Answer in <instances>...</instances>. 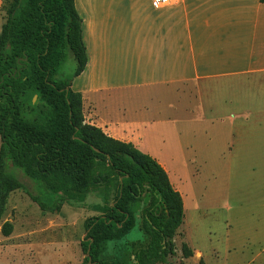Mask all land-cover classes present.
Wrapping results in <instances>:
<instances>
[{
	"label": "crops",
	"instance_id": "crops-1",
	"mask_svg": "<svg viewBox=\"0 0 264 264\" xmlns=\"http://www.w3.org/2000/svg\"><path fill=\"white\" fill-rule=\"evenodd\" d=\"M153 1L75 0L82 18L87 61L71 88L81 94L85 121L115 139L132 143L170 175L171 167L160 153L182 163L177 155L183 145L178 134L163 129L169 124L177 128L174 124L179 122L180 100L186 101V123L218 124L205 134L208 144L222 143V149L229 152L237 145L238 154L251 157L249 165L238 163L241 177L244 181L249 177L251 183L248 190L244 189L250 195L245 196L238 214L248 223L249 233L263 234L256 253L264 264V93L260 101L252 94L250 99L238 98L245 107L226 117L229 133L223 130L227 126L221 125L224 121L217 113L216 101L196 100L194 95V91L202 94L211 83L237 78L252 81L264 91V2ZM2 4L0 0V12ZM3 22L0 17V30ZM196 136L193 130L191 137ZM154 139H158L157 144ZM160 147L164 151L157 149ZM199 151L196 142L189 144L188 152ZM192 159L190 163L197 164L196 157ZM169 177L182 196L184 211L198 210L200 199L189 195L190 185ZM88 194L85 205L101 202L89 203ZM251 196L257 201L250 200ZM246 209L250 211L244 217ZM140 220V214L136 215L135 225L128 232L136 228V237L127 233L120 240L108 241L112 247L107 252L112 253L110 249L119 243L145 242Z\"/></svg>",
	"mask_w": 264,
	"mask_h": 264
},
{
	"label": "trees",
	"instance_id": "trees-1",
	"mask_svg": "<svg viewBox=\"0 0 264 264\" xmlns=\"http://www.w3.org/2000/svg\"><path fill=\"white\" fill-rule=\"evenodd\" d=\"M2 10L0 221L17 189L44 212L84 204L98 191L101 202L90 206L97 214L84 222L81 264H122L106 245L134 227L137 212L147 241L131 243L134 264H166L184 217L182 196L153 157L85 121L81 94L71 88L87 61L75 0H3ZM68 54L76 66L64 77L59 68ZM11 228L1 225L4 235ZM181 253L193 250L184 242Z\"/></svg>",
	"mask_w": 264,
	"mask_h": 264
},
{
	"label": "rangeland",
	"instance_id": "rangeland-1",
	"mask_svg": "<svg viewBox=\"0 0 264 264\" xmlns=\"http://www.w3.org/2000/svg\"><path fill=\"white\" fill-rule=\"evenodd\" d=\"M0 17L5 20L4 11L0 12ZM75 66V60L68 54L59 68V75L71 77ZM252 83L238 78L217 81L211 83L202 94L194 91V95L196 100L202 98L216 101L217 113L224 121L221 125L227 126L223 130L229 133L230 124L226 117L232 113L238 114L245 107L238 98L250 99L251 94L256 101L263 98L264 91ZM179 105V122L174 124L177 128L169 124V128L163 130L179 135L183 151L177 156L182 163L170 160L171 155L165 152L160 153V156L171 167V175L168 173V176L173 181L177 178L180 182L189 184V195L200 200L198 210L184 211L183 221L173 238L175 254L166 256L165 263L263 264L256 253L263 234L249 233L248 223L238 214L246 200L245 196L250 195L244 189L248 190L251 186L249 177L246 181L241 177L238 163L249 165L250 155L238 154L237 145L229 152L222 149V143L208 144L205 134L209 135L213 126L218 124L207 121L186 123L183 107L186 105L185 99L180 100ZM235 122L238 126V115ZM193 130L197 133L194 138L191 137ZM157 141L158 139H154L155 144ZM193 142H196L200 150L196 154L188 152L189 144ZM157 149L164 151L162 147ZM192 157H196L197 164L190 163L189 159ZM100 198V193L94 191L88 194L87 201L100 202ZM255 199V196L250 197V200ZM83 205L85 204L65 202L57 212H44L23 190L12 191L0 221V264H81L84 258L81 241L86 232L84 222L87 217L97 214L89 206ZM248 211L250 210H243L244 217ZM138 214L139 212L136 213L137 217ZM5 221L12 226L8 235L1 231V225ZM137 232L134 228L127 236L136 237ZM184 242L193 249V254L187 258L181 253V244ZM108 245L105 251L112 247ZM121 245L110 249L113 253L111 255L118 254L122 258V264H133L131 243L124 242Z\"/></svg>",
	"mask_w": 264,
	"mask_h": 264
},
{
	"label": "built area",
	"instance_id": "built-area-1",
	"mask_svg": "<svg viewBox=\"0 0 264 264\" xmlns=\"http://www.w3.org/2000/svg\"><path fill=\"white\" fill-rule=\"evenodd\" d=\"M169 1H172V0H154V4H159V3H165V2H169Z\"/></svg>",
	"mask_w": 264,
	"mask_h": 264
}]
</instances>
